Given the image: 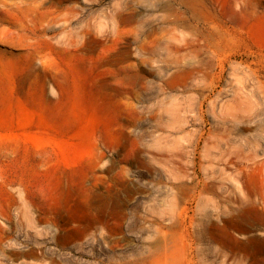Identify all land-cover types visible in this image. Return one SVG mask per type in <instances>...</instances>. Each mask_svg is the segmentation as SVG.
<instances>
[{"label":"rangeland","instance_id":"1","mask_svg":"<svg viewBox=\"0 0 264 264\" xmlns=\"http://www.w3.org/2000/svg\"><path fill=\"white\" fill-rule=\"evenodd\" d=\"M51 1L0 35V264H264V0Z\"/></svg>","mask_w":264,"mask_h":264},{"label":"bare ground","instance_id":"2","mask_svg":"<svg viewBox=\"0 0 264 264\" xmlns=\"http://www.w3.org/2000/svg\"><path fill=\"white\" fill-rule=\"evenodd\" d=\"M43 1L44 0H0V35L3 33V30L6 29L5 26L7 27V31L16 30L17 25H18L16 10L19 8L18 6L20 4L36 3L37 5H42ZM50 4H51L52 7L61 6L62 5V0H52L50 2ZM167 50H168V48H167ZM170 52L171 51H169V54H170ZM174 53L177 54L178 51L176 50V51H174ZM26 76H28V75H26ZM26 76H25V78H26ZM179 132L183 133V129L180 128ZM182 192H183V190H182ZM91 227H92V225H87V226L84 227L83 231L85 232L87 230H90ZM157 257H158V255H157ZM157 257L155 258V256H154V259L151 258L150 262L148 261L149 264H160V262H161V264L162 263L167 264L165 262L166 259L163 260V262H162L159 259H157ZM169 263H171V262H168V264ZM108 264H111V263H108Z\"/></svg>","mask_w":264,"mask_h":264}]
</instances>
